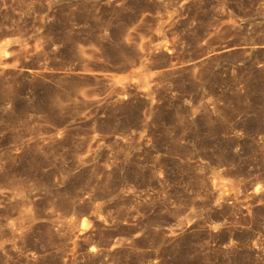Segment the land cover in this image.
Instances as JSON below:
<instances>
[{
    "label": "rangeland",
    "instance_id": "obj_1",
    "mask_svg": "<svg viewBox=\"0 0 264 264\" xmlns=\"http://www.w3.org/2000/svg\"><path fill=\"white\" fill-rule=\"evenodd\" d=\"M0 264H264V0H0Z\"/></svg>",
    "mask_w": 264,
    "mask_h": 264
},
{
    "label": "bare ground",
    "instance_id": "obj_2",
    "mask_svg": "<svg viewBox=\"0 0 264 264\" xmlns=\"http://www.w3.org/2000/svg\"><path fill=\"white\" fill-rule=\"evenodd\" d=\"M145 89H146V87H145Z\"/></svg>",
    "mask_w": 264,
    "mask_h": 264
}]
</instances>
